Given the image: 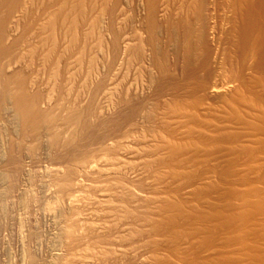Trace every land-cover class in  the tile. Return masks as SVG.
I'll return each instance as SVG.
<instances>
[{
    "label": "bare ground",
    "instance_id": "obj_1",
    "mask_svg": "<svg viewBox=\"0 0 264 264\" xmlns=\"http://www.w3.org/2000/svg\"><path fill=\"white\" fill-rule=\"evenodd\" d=\"M171 1L132 38L102 29L128 0H0V103L57 215L25 264H264V0Z\"/></svg>",
    "mask_w": 264,
    "mask_h": 264
},
{
    "label": "rangeland",
    "instance_id": "obj_2",
    "mask_svg": "<svg viewBox=\"0 0 264 264\" xmlns=\"http://www.w3.org/2000/svg\"><path fill=\"white\" fill-rule=\"evenodd\" d=\"M165 1L173 5L171 0ZM139 13L137 0H128L116 7L112 16H106L102 29L106 34L111 31L137 38L142 32ZM97 57L99 62L91 72L94 80H100L104 74L106 60L116 59L106 47L98 50ZM137 64L130 73L142 74L134 77V83L143 92L148 91V64L146 60ZM10 114L8 106L0 103V264H25L28 253L43 261L47 253L58 248L52 237L57 228V215L48 210L53 199L52 185L43 171L49 161L45 146L40 141V147L32 149L35 141L22 137ZM11 146L20 164L9 161Z\"/></svg>",
    "mask_w": 264,
    "mask_h": 264
}]
</instances>
